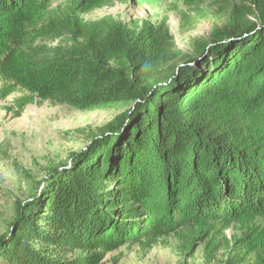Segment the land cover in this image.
<instances>
[{"label":"trees","instance_id":"1","mask_svg":"<svg viewBox=\"0 0 264 264\" xmlns=\"http://www.w3.org/2000/svg\"><path fill=\"white\" fill-rule=\"evenodd\" d=\"M251 1L233 8L231 31L197 46L208 54L199 67L176 76L184 58L166 31L48 19L44 0H0L2 97L22 90L19 110L34 100L131 103L113 122L122 123L91 135L88 153L72 154L14 204L0 264H103L129 243L154 245L180 231L200 240L232 225L243 231L235 242L244 255L264 264V0ZM109 2L80 0L75 9ZM60 32L76 44L51 56L29 52Z\"/></svg>","mask_w":264,"mask_h":264},{"label":"rangeland","instance_id":"2","mask_svg":"<svg viewBox=\"0 0 264 264\" xmlns=\"http://www.w3.org/2000/svg\"><path fill=\"white\" fill-rule=\"evenodd\" d=\"M78 2L44 0L48 19L72 16L95 22L111 18L135 32L150 25L167 32L171 51L179 58L198 55L197 46L231 31L233 8L252 4L251 0H110L101 8L81 14L75 9ZM49 23L43 22L37 28ZM75 44L69 35L60 32L38 38L29 52L51 56L56 48ZM182 61L177 59L174 64ZM3 87L0 79V235L15 217L14 204L31 197L35 183L46 180L52 168L69 164L72 154L88 153L91 135L131 109V103L77 107L34 100L19 110L16 101L25 93L16 88L2 97ZM113 152L115 158L116 151ZM184 236L189 239L180 238ZM242 236L243 231L235 225L216 228L200 240L180 231L159 238L154 245L144 240L126 244L107 253L103 264H234L241 258V264H255V255L245 256L235 242ZM68 256L78 258L80 253Z\"/></svg>","mask_w":264,"mask_h":264},{"label":"water","instance_id":"3","mask_svg":"<svg viewBox=\"0 0 264 264\" xmlns=\"http://www.w3.org/2000/svg\"><path fill=\"white\" fill-rule=\"evenodd\" d=\"M207 55H208L207 53H204L202 55H196L195 54L194 56H189V57L185 56L183 61L176 65L174 75L178 76L181 73H184V72L188 73V72L196 70L199 67V65L204 61V59L207 57ZM122 121L121 122H115V123L111 122L110 124H113L114 126L117 127L120 123H122ZM105 128H107L106 125H105ZM106 130L107 129H105V131ZM108 133L109 132L107 130L106 134L104 136H106ZM41 188H42V186L40 187V189Z\"/></svg>","mask_w":264,"mask_h":264}]
</instances>
